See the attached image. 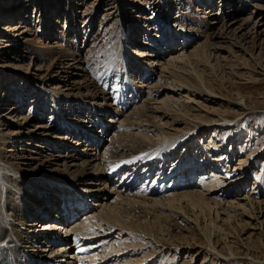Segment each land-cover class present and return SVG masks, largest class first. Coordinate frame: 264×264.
<instances>
[{
	"label": "rangeland",
	"instance_id": "obj_1",
	"mask_svg": "<svg viewBox=\"0 0 264 264\" xmlns=\"http://www.w3.org/2000/svg\"><path fill=\"white\" fill-rule=\"evenodd\" d=\"M182 17L181 25L178 21ZM172 47L174 50H170ZM62 49L69 50L71 56L57 64ZM160 53L162 59L155 61ZM83 60L89 62L87 66ZM75 61L87 70L78 68ZM190 67L203 76L204 85ZM79 72L87 74L88 79L79 74L80 77ZM93 79H97V87L92 85ZM205 85L213 86L215 93L208 92ZM57 107L73 123L58 125ZM136 108L143 123L138 124L137 117L131 118L130 112ZM23 116L28 117L25 133L16 136L19 130L16 132L13 120ZM125 118L133 123L131 129L123 130ZM82 127L88 131L86 138L78 134ZM0 133L11 137L0 148V153H7L12 161L10 168L7 164L6 170L2 169L4 176L8 174L21 182L14 186L9 178L5 177V181L0 177V230L5 228L12 238V233H23L26 247L21 245V250L34 264L45 260L47 264H77V259L85 264L90 260L93 264L106 262L109 252H105L106 258L99 259L100 247L77 252L69 242L68 254L61 253L59 245L46 237H66L59 218L42 209L51 206L44 201L61 186L74 189L69 188L59 198V206L67 201V195L80 198L85 193L81 197L86 198V206L95 205L94 208L98 203L118 206V194L126 199L120 202L122 208L131 194L136 195L135 202L146 198L145 206L152 207L154 201L185 189L207 193L212 212L207 207L194 206L188 198L181 203L190 212L182 213L179 227L193 228L197 237L191 242L199 245L193 249L170 246L172 250L161 258L162 262L229 264L224 259L231 256L228 249L232 247L237 264H264V175L257 177L264 171V0H0ZM140 133L150 137L146 145L150 149L167 144L177 150L174 158H162L170 170L182 158L194 164L199 161L198 155H219L226 151L223 146H230V158L221 159L219 155L216 163L210 161L215 165L214 175H222L219 181L227 187L220 191V184L213 190L202 183L204 179L194 176L192 186L180 189L171 186L174 180L167 177L163 184L169 188L156 192L153 188L157 186L146 187L142 179L133 178L132 165L124 163L120 170L115 167L113 170H119L121 176H114V181L107 175L113 173L107 166L105 172L95 170L98 156L102 161L112 149L122 146L118 136L135 142L131 135L140 138ZM71 155L77 156L76 165L58 159ZM51 156L63 166H72L73 175H68L67 180L85 174L76 178H84L80 185L62 181L44 185L22 176L27 166L24 161L33 162L28 171H36L40 167L37 165ZM222 165L227 173H222ZM43 169L56 171L61 167L45 162ZM128 180H133L135 188L126 185ZM176 182L188 185L184 178ZM15 188L22 191L23 204L12 193ZM17 204L25 213L27 206L34 212L24 219L16 213ZM59 206L57 202L54 209ZM36 211L40 215H35ZM179 231L173 240L166 237V242H187L183 239L186 230ZM205 232L211 233L218 254L203 247L208 244ZM118 233L108 237L106 243L121 240ZM6 239L2 238L0 244L8 243ZM150 244L161 248L155 237ZM161 259L154 264H161Z\"/></svg>",
	"mask_w": 264,
	"mask_h": 264
},
{
	"label": "bare ground",
	"instance_id": "obj_2",
	"mask_svg": "<svg viewBox=\"0 0 264 264\" xmlns=\"http://www.w3.org/2000/svg\"><path fill=\"white\" fill-rule=\"evenodd\" d=\"M183 20H184V17H182L178 21V24L182 25L181 22ZM166 24H167V28H169L168 22ZM186 29L182 28L183 31H185ZM223 34H224V32H223ZM257 34H259V33H257ZM225 35H227V34H225ZM222 36H221V38H222ZM187 46H188V44H187ZM173 48L174 47H172L170 50H174ZM69 56H71V52L67 49L66 50L62 49L61 51H59V57L56 60L57 64L63 63V62H61L62 59L68 60ZM159 56H160L159 58H155V61H157L158 59L159 60L162 59L161 53L159 54ZM176 59H179V57H177ZM181 59L183 60V57L180 56V60ZM75 62H77L76 66L78 68H81L83 71L87 70L85 68V66H83V64L87 66L89 62L84 61L82 66H81L80 61H75ZM74 64H76V63H74ZM191 69H192V71L195 72L196 78H197V80H199L200 84H203L204 83L203 76L195 68L192 67ZM189 71H190V69H189ZM79 74H81L83 76L85 75L86 76L85 78L88 79L87 74H85L83 72H79L78 75ZM96 80L97 79H93L92 81H94V82H93V84L91 83L94 87L98 86V82L96 83ZM94 83L97 86H95ZM205 87H206V89L209 90L208 92L213 93V94L215 93V88H213V86L211 87L209 85H205ZM60 109H61L60 107L56 108V111L59 112L58 125H60V123L61 124L64 123V124H68V125L73 123L71 120H67L68 117H66L64 114H62ZM130 113L132 116L131 118L137 117L136 119H137V121H139L138 124L144 122V120H141L140 117L138 116L139 112H138L137 108L133 109L132 112H130ZM145 116L148 117L147 114H145ZM27 118H28L27 116H23L20 120H18V119L13 120V121H15L16 129H17L16 132L19 130L17 132L16 136L17 135H23L25 133L23 129H24V127H26L25 125L27 124V122H26ZM128 120L129 119H127V118L122 120L124 123H126V124L122 125L123 130L131 129V127L133 126L132 122H127ZM147 121H148V119H147ZM123 122H121V123H123ZM74 126L78 127L79 125L74 124ZM44 128H47V127L45 126ZM137 128L139 129V125L137 126ZM85 129L86 128L82 127L78 133L80 136H82V138H86L88 135L87 134L88 131H86ZM243 132H245V131H243ZM121 137H122L121 135L117 137L119 139L118 140L119 144L122 145L121 147H118V148L116 147L115 149H112L109 155L105 156L104 158H101L102 161H100L99 156L97 157L98 163H97L95 170H97V171L100 170L102 172H105L108 169L113 170L115 167L120 170V167L124 163L127 165L129 164L128 167H130L132 165V170L130 169V171H132V172L135 171L133 178L137 177L139 180L142 179L144 181V183H145L144 185L146 187H148L150 185H151V187L152 186L155 187V185L157 184V181H160L162 179L161 181L165 182L167 177H171V179H173L174 181L180 180V179L183 180V178L186 179V182L188 185L182 186L181 182H179L177 184L175 183V185H174V183L171 184V186L172 185L178 186L180 189H182V188L185 189L189 186H192L191 182H194L193 181L194 179H192V178H194V176H196V177H201L202 178L201 180L204 179L202 183H206V186H208L214 190V188L219 186L220 184H222L223 181H219L220 177H222V175H220V174L214 175V172L212 170H213V167L215 165L210 163V161H214L216 163L217 160L215 158H217L219 155H221V156H219L221 159H228V157L229 158L231 157L230 151H229L230 146H228V147L223 146L222 148L224 150L226 149V151L221 152L219 155L217 152H215V153H217V155L215 154V156L211 155L210 153H207L203 157L198 155L197 157H199V159H198L199 161L195 162L194 164H192V162L190 164L187 161H184V159L182 158L179 161L180 162L179 165L175 166V164H174V167H172V170H170L171 168L167 164L162 162V158L168 159V157L171 158V157L177 155V150L172 149L170 147V145H167V144H165V146L155 145L154 147L152 146V149H150L151 147L146 146V145L150 144L149 141L151 140L147 133H140V138L143 139L142 142L138 136L136 137L135 135H131V140H135V142L137 141L136 145H135V142H131V141L128 142L127 141L128 138L124 137L125 138L124 139L123 137L122 138ZM120 138L122 139V141L124 143L120 140ZM10 140H11V137H10L9 133H2V134L0 133V148L3 149L4 144H6V142L8 143ZM118 141H116V142H118ZM139 141L141 143H139ZM67 143L68 142H65V144H67ZM226 145H228V144H226ZM215 148L217 150L219 149V147H215ZM119 149H121L122 151L118 152ZM128 151H129V153H128ZM219 151H221V150H219ZM168 152L170 153V155H167V156L164 155L165 153H168ZM224 153H225V155H224ZM209 157H210V159H209ZM21 158H23V157H21ZM62 158H64V160L66 159V161L73 162L72 163L73 165H76V163H77V156L76 157L73 155H71L70 157H65V156L60 157L59 156L58 159H62ZM138 158H139V160H138ZM54 160H57V159H53L52 156L47 157L44 161H41L37 165L40 167L36 171H28L30 169V167L32 166L33 162L28 163L29 160H26L24 162L27 163V166L26 167L24 166V169H23L24 172H22V176H25V178H27V177L32 178V180L38 181L44 185H49V184H52V183L57 182V181H62V183H64V184L71 183L73 185H74V183H76L75 186L80 185L79 181L84 180V178L82 180L80 178H78L79 180H77L76 178L79 176L85 177V174H81V175L76 174L77 177L76 178L74 177L75 179L72 178L69 181L66 179V177L68 175H73L72 171H74V170L71 169L72 166L70 164H67V163L63 166V164H60L58 160H57V163H55ZM45 162L49 163V164H56L57 166H60L61 169H57L56 171H50V170L45 171L43 169ZM104 162L107 163V165H105ZM0 163H2V166H0V177H2L5 181L7 180V178H9L8 180L11 181L14 186H20L21 182L17 181V179H15L11 176H8V174L4 176L5 173L3 170L4 169L6 170L7 164H8L9 168L12 165L11 164L12 163L11 156H9L7 153L1 152L0 153ZM83 165L84 164H80L81 167H83ZM106 166L108 167V169ZM221 167H223V165ZM225 167L226 166H224L222 168L223 169L222 173H224V172L227 173L228 169L225 170ZM204 168L207 169L206 172H204V170H205ZM124 169H126V168H124ZM119 170H117V171L113 170V171H110V172H113L112 174L111 173L107 174L112 181H114V179H115V178H113L114 176H117V175L121 176L119 174L120 173ZM100 171H98V172H100ZM142 175H145V176H142ZM263 175H264V171L261 172V174L259 173L257 175V177L258 176L260 177ZM126 176H127V174H126ZM128 176H132V174L129 175V173H128ZM5 177H7V178L5 179ZM98 177H100V176H98ZM201 180H200V182H201ZM120 181H122V180H120ZM132 181L129 182V180H128V182H126V185L130 186L131 188H135L136 184L133 183ZM261 183H264L263 178L261 179ZM2 185H4V184H2ZM220 186H221V187H219L220 191H222V189L227 187L224 184H222ZM130 187H123V188L127 189V191L128 190L131 191ZM11 188H13V187H11ZM69 188L74 189L73 187H70V186H68V188H66V186H63V187L61 186V190L55 188L56 189L55 193H52V192L50 193L51 199H50V196L48 195L46 198V201H44L46 203H48V201H49L48 204H50L51 206L50 207L48 206V208H47V206L42 207V209L44 208L43 212L45 211V213H48L49 215H53V216L59 218V220L61 221V224H59L60 228H62V230L65 231L64 233L66 234V237H63V236L60 237V235H58V234H55L52 237H50L51 235L49 234L46 237H48L49 239L51 238L54 244L59 245V251H61V253L64 251L65 253L68 254V251H66V249H68V245H70V243L73 244L74 250L75 249L78 250L77 252H81V250H89V248H92V247L93 248H97V247L99 248L100 247V251L97 252V257L99 256V259L102 258V260H103L104 258H106L105 252L106 251L109 252V253H107V259H104L106 262L102 261V264H154V263H157V259L158 260H160L161 258L164 259L165 255L168 254L167 251L169 252L170 250H172V249H170V246H176V247L179 246V248L183 247L186 249H191V248L193 249L194 246L199 245L197 243H196V245H194L191 242L192 240L196 239L197 232L191 227H189L188 229L187 228L183 229L184 227H182V228L179 227V220L183 217L182 213H184L185 215L186 214L189 215V212H190L189 207H187V206L185 207L184 205L181 204L182 201L185 202L186 198H188L189 200L188 199L187 200L190 201L194 206L198 205L201 208L207 207L209 209V211L212 212V206L210 203V198L207 197V195H206L207 193H202V192L199 193L197 191L193 192L191 190L185 191L186 189L179 194H172V196L165 197L163 200H158L157 202L154 201L151 204L152 207H149V206L146 207L145 206L146 204H148L147 203L148 200L146 198H144L143 200H139V202L138 201L135 202L136 200L134 198H136V195L131 194V195H129L131 197V199L128 198V200H130V201H127L128 203L125 202L126 205L128 206V208H125L127 206H123L121 208L119 205H120L121 200H124V198H122V196H121L122 194L121 195L118 194L117 195V199H118L117 201H119V199H120L118 206L117 205L113 206L111 203L110 204H108V203L107 204L106 203H100L99 204L98 203V204H96L97 207L94 208L95 205L86 206V202H85L86 198L85 199L82 198V197L86 196L85 193L81 194L82 197L80 195L81 199L80 198L76 199L71 195H67V201L63 200L59 206V202H60L59 198L63 194L68 193ZM153 189L155 190L156 187ZM97 190L99 193L100 190L99 189H97ZM9 191H10V189H9ZM11 191H12V189H11ZM139 192L143 193L144 190H139ZM12 193H14V195L18 196V198L20 199V202L23 204L24 201H22V195H23L22 191H18L15 188V192H12ZM12 193H11V195H12ZM149 193L152 194L151 191H149ZM124 201H126V199ZM57 202H58V206H59L58 208L59 209L57 208L55 210L54 206L57 204ZM165 202H167V204ZM9 203L12 204L11 200H9ZM64 203L66 204L65 207L67 208V210L71 211V212H69L70 214L64 215L65 209L62 208ZM87 203H88V201H87ZM217 203H218V201L216 202V204ZM75 204H77V207L73 206ZM142 204H144V207ZM71 205L73 206V208L71 207ZM158 205H159V207H158ZM160 206H162V207H160ZM27 207H28L29 213L28 212L25 213V210H23L22 207H18V204H17L16 213L18 215L20 213L22 216H24V219H25L26 214L30 215V213L32 214L34 212V210L33 211L31 210V206H27ZM10 209L13 211L14 205L12 207H10ZM82 212H84L83 215H81ZM39 213L40 212L36 211L35 215H40ZM77 215H81L82 218L80 217V218L76 219ZM2 220H5L4 217ZM49 225L51 226V224H48V226ZM188 225H191V224L188 223ZM177 230H180V231L186 230L184 233L187 234V236L183 235L184 238L183 237L182 238L186 239L187 242L175 243V241H173L171 243H167L166 237H168L169 240H171V239L173 240L178 235L176 233ZM116 231L119 232L118 238L121 237V240L117 239V240L112 241V243H110V241H108L106 243V241H107L106 239L108 237L112 236V234H114ZM180 231H179V233H180ZM12 234H13L14 238L8 236L7 230L5 228L0 230V240L4 237L7 238L6 240H9L8 243L4 242V243L0 244L1 264H34L33 262H35V261H33V259H31L28 255H26V253H23V251L21 250V247H20L21 245L26 247V243L23 241V233L16 234V232H15ZM153 237H155L159 241L161 248H158L156 245L149 246V245H151L150 241H152ZM205 237L208 241V244L203 245V247H205V249L208 252H211L213 255L218 254V252H220V251L217 250L214 241H212L211 233L205 232ZM67 238H69L70 240ZM200 244H206V242H201ZM10 247H13V250H11ZM207 247H209V248L207 249ZM162 248H166L169 250H164V249L161 250ZM16 249H18V252ZM228 251L230 252L231 256H228L227 258H225L224 262H227V260H229V264H231V263L237 264L239 262V260L236 259L238 262L234 261L235 259L233 256L236 255L234 249H232V247H229ZM19 254H21V256H20L21 260L23 259V257H25L24 261L23 260L20 261ZM216 257L217 256H215V258ZM44 259H45V257H44ZM92 259H95V257L92 256ZM87 260H89V259H87ZM62 262H63V260H62ZM89 262H90V264H93L91 260ZM47 263H48V261L45 260V262L43 264H47ZM76 263L77 264H85V263H81L78 259H77ZM186 263L192 264V261L191 262L188 261ZM49 264H55V261H53ZM67 264H74V262H70ZM86 264H89V263H86ZM161 264H168V263L167 262L163 263L162 259H161Z\"/></svg>",
	"mask_w": 264,
	"mask_h": 264
}]
</instances>
